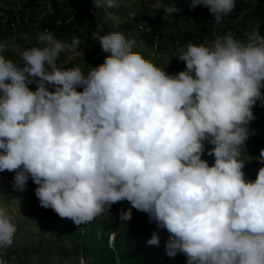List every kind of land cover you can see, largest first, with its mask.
<instances>
[{"label": "clouds", "instance_id": "obj_1", "mask_svg": "<svg viewBox=\"0 0 264 264\" xmlns=\"http://www.w3.org/2000/svg\"><path fill=\"white\" fill-rule=\"evenodd\" d=\"M200 5L219 26L235 0H191L190 8ZM151 7L180 11L165 0ZM102 33L98 24L93 38L110 55L86 75L57 63L62 53L77 54L75 36L69 43L38 33L43 47L24 49L23 67L0 54V172L15 171L20 191L31 177L40 206L77 225L127 200L170 233L167 255L183 252L187 264H264V166L246 181L240 159L252 108L264 105V36L254 29L243 42L228 33L189 44L177 56L185 70L171 75L134 52V39ZM7 50L0 43V53ZM205 140L214 146L211 166L202 159ZM132 208L121 210V223ZM16 230L0 201V246H10ZM147 243L158 245V235Z\"/></svg>", "mask_w": 264, "mask_h": 264}, {"label": "rangeland", "instance_id": "obj_2", "mask_svg": "<svg viewBox=\"0 0 264 264\" xmlns=\"http://www.w3.org/2000/svg\"><path fill=\"white\" fill-rule=\"evenodd\" d=\"M26 1L0 0V9H20ZM61 1L64 2L65 0ZM116 2L118 7L115 8H97L103 25L117 28L128 21H133L137 17L142 19V24L144 25L146 24L144 13H154L156 15L159 11L151 7L155 0H116ZM165 2L168 3V0H165ZM257 6L258 1L255 0L250 7L252 13H254ZM48 13L49 10L41 9L39 18L46 19ZM109 13L114 16V19H109ZM170 19L168 17L159 22L160 35H156L151 43L141 39L137 47V53L164 69L167 73L175 75L185 70L186 67L185 62L177 58L181 49L186 50L189 44L196 46L209 45L216 37H214L213 33L208 32L202 42L193 43L188 41L184 46L176 48L171 42L173 37L180 35L186 29L209 31L210 29H207L208 23L214 21V18L201 15L187 23L178 20L176 26L168 24ZM254 29H258V24L254 23L251 17L248 16L243 41L246 40L247 34ZM259 32L261 36H264L263 31L259 30ZM55 38L65 41L58 37ZM239 41H242V39ZM29 43L30 41L14 44L12 48L28 49ZM102 51L98 43L88 50L79 45L77 54L62 53L57 63L60 67L64 65H71V68L79 66L85 71L86 75L89 67H96L102 64L105 58L110 55L107 53L102 59V57L98 56V52L102 53ZM0 54L4 55V52ZM91 58H94L96 62H92ZM48 86L54 91L52 85ZM28 87L30 90L35 91L37 85L30 84ZM0 95H2V92H0ZM254 106L255 108L252 109L254 119L248 125L249 139L245 142V147L241 149L240 159L244 161V167L253 169V172L257 174L258 169L264 166V164L258 162L259 153L255 148L256 138L264 141V105H262L261 101H257ZM207 147L212 149L214 146L205 140L204 149L206 150ZM205 150L202 159L207 160L211 166L214 163V156L210 155V158H205ZM15 175V171L5 170L0 172V201L7 208L13 218V222L17 225L12 244L10 246H0V264H93L92 260L90 261L87 256L78 253L77 248H80V245L86 241L91 243L96 226L104 224H107L108 227L105 232V239L110 247L115 246L118 230L122 232L125 229H129L136 240H141L145 244H148V240L154 233L159 238L167 239V241L170 239V233L167 230L158 228L155 222L150 221L147 213L132 208L127 200L113 204L109 213L106 212L90 222L77 225L71 219L59 217L51 208L46 209L40 206L39 200L35 195L37 185L31 177H29L23 191L16 190L13 186ZM245 180L254 181L255 179L245 176ZM129 208H132V218L125 225L121 223L119 216L121 210ZM163 250L152 251L154 264H187V256L183 252L178 251L175 256L170 257L167 255L166 248Z\"/></svg>", "mask_w": 264, "mask_h": 264}, {"label": "trees", "instance_id": "obj_3", "mask_svg": "<svg viewBox=\"0 0 264 264\" xmlns=\"http://www.w3.org/2000/svg\"><path fill=\"white\" fill-rule=\"evenodd\" d=\"M254 1L235 0L233 12L225 15L219 26H214V21H211L207 26L209 31L186 29L180 35L173 37L172 44L177 48L184 46L188 41L199 43L205 39V34L208 32L213 33L214 37L232 33L235 39H242L243 42L248 16L258 24V29L264 32V0H257L258 6L252 13L250 7ZM169 2L176 3L180 11L171 16H166L162 10H159L156 15L144 13L143 16L146 19L144 25L142 19L137 17L133 21L112 28L102 24L92 0H65L64 2L61 0H27L20 9H0V43H5L9 49L4 52L5 58L11 59L18 66L23 67L20 57L23 49H13L12 46L30 41L28 48L43 47L38 43L37 37L38 33L44 30L52 32L55 37L69 43L74 36L78 37L81 41L80 45L88 50L98 43V40L93 38V32L96 31L98 24H102V34L122 32L126 38L134 39L136 43L133 51L137 52L141 39L151 43L156 35H160L158 24L168 17L171 18L168 21L170 26H176L178 20L187 23L201 15L214 18L209 9L203 5L197 6L195 9L190 8L191 0H168ZM41 9L49 10L46 19L39 18ZM105 54L107 53L104 51L98 52V56L102 59ZM90 60L96 62L94 58ZM61 68L67 70L71 68V65H64ZM47 87L49 91H52L50 86ZM77 91H82V88L77 87ZM255 148L260 153V150L264 149V141L256 138ZM210 150V147L205 150L207 159L210 158ZM242 171L248 178L256 179L257 174L253 172V169L243 167ZM96 227L91 243L86 241L80 245V248L76 247L77 252L87 256L93 264H154L152 251H164L168 242L167 239L159 238L158 245L145 244L141 240H136L129 229H125L122 232L118 230L115 246L110 247L105 239V232L108 230L107 224ZM158 246L160 247L158 248Z\"/></svg>", "mask_w": 264, "mask_h": 264}]
</instances>
